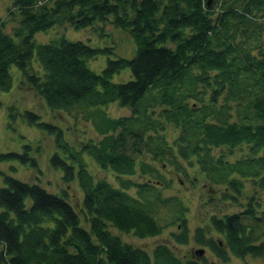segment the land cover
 <instances>
[{
	"label": "trees",
	"instance_id": "obj_1",
	"mask_svg": "<svg viewBox=\"0 0 264 264\" xmlns=\"http://www.w3.org/2000/svg\"><path fill=\"white\" fill-rule=\"evenodd\" d=\"M206 2L9 0L15 25L7 34L0 21V93L12 88L15 66L51 110L84 112L100 139L76 151L39 115L15 113L55 134L50 164L61 170L62 183L76 182L87 226L65 191L52 194L0 170V264H200L168 245L148 252L113 233L143 239L177 224L174 242L187 244L188 206L164 191L173 177H188L193 169L217 194L208 202L241 207L211 214L194 231L193 242L221 262L236 257L264 264V0ZM64 24L91 29L99 40L111 38L108 27L127 32L135 55L107 58L96 73L89 62L114 47L62 34L36 43V34ZM125 70L129 80L113 82ZM110 104L128 108L130 115L107 116ZM30 150L28 145L22 154L0 152V163L19 159L40 173ZM82 152L119 186L96 180ZM137 175V184L128 179ZM247 184L251 193L244 196Z\"/></svg>",
	"mask_w": 264,
	"mask_h": 264
},
{
	"label": "rangeland",
	"instance_id": "obj_2",
	"mask_svg": "<svg viewBox=\"0 0 264 264\" xmlns=\"http://www.w3.org/2000/svg\"><path fill=\"white\" fill-rule=\"evenodd\" d=\"M9 0H0V21L5 24L4 32L11 34V29L15 25V20L9 17ZM91 29L74 30L68 24L56 26L47 33H38L34 39L36 43H45L55 36L65 35L64 37L71 41H90L91 46H112L113 53L110 55H101L96 59L89 62V68L96 73H99L105 66L107 58H124L131 59L135 55V47L132 38L127 32L112 29L108 27L107 30L112 32L110 39L105 38L99 40L90 31ZM89 44V43H88ZM90 45V44H89ZM35 66V64H34ZM10 74L12 77V88L8 92L0 93V152L2 153H16L22 154L24 146L30 145V155L35 158L38 164L40 173L29 167V163H23L19 159L10 161L9 163H0V170L6 171L5 173L14 178L40 184L41 187L46 189L49 193L61 195L65 191L68 196V202L72 207L79 211L82 220V225L87 226L83 213L81 214V199L82 194L79 191L77 184H64L61 182V170L53 168L50 164V157L56 151L55 148V134H49L43 129L29 125L23 121L21 117L16 116L15 113H22L25 110L31 111L41 118V121L49 123L56 128L60 129L63 133L64 140L73 147L76 151H81L82 145L89 141L97 142L100 136L97 134L93 120L85 119L84 112H64L51 110L44 100L31 88H29L25 77L21 75L19 69L11 66ZM130 72L125 70L119 75L113 77V82H125L129 80ZM104 111L107 116L111 118L127 117L130 115V110L126 107H120L118 104H110ZM14 114V118L10 115ZM172 131L168 130L166 139L171 141L173 139ZM217 152V151H216ZM61 154V152H60ZM83 159L85 160L89 172L96 180H105L113 186L117 187L115 176L110 171L102 170L98 165L90 159V157L82 152ZM149 160V158H146ZM162 173L166 178H170V173L167 168L162 169ZM136 184L139 183L138 175L129 177ZM134 189L130 191L133 193ZM250 186L247 184L245 194H250ZM164 195L174 196L180 195L188 206L186 212L185 225L188 233L189 241L185 245H180L174 242L173 234L179 229L177 224L165 226L161 233L157 236L139 239L132 234L120 233L113 230V233L118 235L122 241L131 244L132 246L144 249L151 252L158 245H168L179 256L186 259L200 260V264H261V262L252 261L247 259L243 261L236 257H230L228 262L219 261L208 248L196 245L193 242L194 231L198 227L205 224L211 214L222 216L224 214H231L241 210L238 204L230 201H216L208 202L209 198L217 197L204 182L203 177L196 169L189 172L188 177L180 176L173 177L171 186L168 190L164 191ZM245 198H242L240 204H245ZM213 237L220 238V235L213 233ZM204 254L202 257L197 258L194 254L196 250L203 249Z\"/></svg>",
	"mask_w": 264,
	"mask_h": 264
},
{
	"label": "water",
	"instance_id": "obj_3",
	"mask_svg": "<svg viewBox=\"0 0 264 264\" xmlns=\"http://www.w3.org/2000/svg\"><path fill=\"white\" fill-rule=\"evenodd\" d=\"M212 0H207L206 4L209 5ZM194 254L197 256V258H200L204 254V249H199L194 252ZM210 264H215V263H210Z\"/></svg>",
	"mask_w": 264,
	"mask_h": 264
}]
</instances>
